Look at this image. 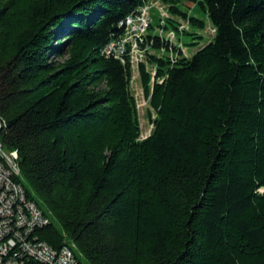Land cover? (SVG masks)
<instances>
[{
  "label": "trees",
  "instance_id": "16d2710c",
  "mask_svg": "<svg viewBox=\"0 0 264 264\" xmlns=\"http://www.w3.org/2000/svg\"><path fill=\"white\" fill-rule=\"evenodd\" d=\"M146 1L0 0V139L36 234L80 264H264V0H164L187 45L216 33L175 59L149 33L142 138L130 57L103 48Z\"/></svg>",
  "mask_w": 264,
  "mask_h": 264
},
{
  "label": "built area",
  "instance_id": "2783aa9c",
  "mask_svg": "<svg viewBox=\"0 0 264 264\" xmlns=\"http://www.w3.org/2000/svg\"><path fill=\"white\" fill-rule=\"evenodd\" d=\"M151 22L150 5L129 16L124 33L108 42L103 53L132 61L143 60L141 43ZM4 121L0 118V129ZM19 153L7 149L0 139V264H80L74 243L56 248L41 240L36 229L50 222V216L31 199L21 182Z\"/></svg>",
  "mask_w": 264,
  "mask_h": 264
},
{
  "label": "rangeland",
  "instance_id": "374dc122",
  "mask_svg": "<svg viewBox=\"0 0 264 264\" xmlns=\"http://www.w3.org/2000/svg\"><path fill=\"white\" fill-rule=\"evenodd\" d=\"M154 1V0H153ZM191 3L185 2V4H183V7L185 9H192L191 7L193 5H190ZM152 16L154 18V25L158 24V13H160L159 15H163L161 11H156V9L152 10ZM210 24L207 23V26L205 29H201L199 30L200 33L203 34L202 38H197V40L199 41L194 47L193 46H188V52L190 55L192 53H194V51H196L197 49H199L201 46L205 45L206 43H208L209 41L213 40L214 38V34L212 32L209 31V26ZM196 30V29H195ZM184 39L186 40L185 42H190L193 41L192 37L190 35L185 34L184 35ZM136 63V62H134ZM133 74L134 77H132V91L134 92L135 96H136V100L138 102V113H139V117H140V124H141V132H142V137L147 136L151 129H152V122L149 119L148 116V107H149V101L148 99L144 96L143 94V90H142V86L139 80V75H138V68L134 67L133 68ZM153 117H154V113H152Z\"/></svg>",
  "mask_w": 264,
  "mask_h": 264
},
{
  "label": "clouds",
  "instance_id": "9594fccd",
  "mask_svg": "<svg viewBox=\"0 0 264 264\" xmlns=\"http://www.w3.org/2000/svg\"><path fill=\"white\" fill-rule=\"evenodd\" d=\"M137 14V13H136ZM129 17V16H128ZM127 17V18H128ZM160 38H162V37H160ZM162 39H164V38H162ZM166 40H168V39H166ZM144 48L145 49H150L151 50V48L149 47V45L148 44H144ZM104 49V48H103ZM154 52V51H153ZM107 55V54H106ZM126 55H128V54H126ZM147 55V54H146ZM130 57V56H129ZM116 58H119V59H121L122 61H125V56H124V58L122 59V58H120V57H116ZM130 62H131V66H132V77H134V74H133V68L134 67H136V68H138V75H139V80H140V72H139V70H140V64L141 63H144V64H146L145 63V61L144 60H139L138 61V63H134V61H132V59H131V57H130ZM146 67H147V69L148 70H150V72L152 73V75L154 76L155 75V72H156V70H155V67L153 66V65H151V66H149L148 64H146ZM152 82H154V77L152 78ZM131 82H133V81H131ZM140 82H141V80H140ZM142 85V84H141ZM142 89H143V87H142ZM153 126V125H152ZM141 137H142V135H141ZM144 137H146V136H144ZM143 138V137H142Z\"/></svg>",
  "mask_w": 264,
  "mask_h": 264
}]
</instances>
